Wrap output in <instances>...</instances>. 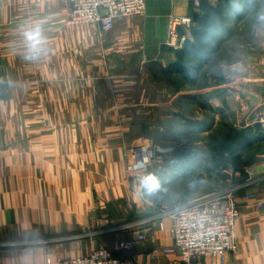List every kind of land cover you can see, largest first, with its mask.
<instances>
[{"label": "rangeland", "instance_id": "1", "mask_svg": "<svg viewBox=\"0 0 264 264\" xmlns=\"http://www.w3.org/2000/svg\"><path fill=\"white\" fill-rule=\"evenodd\" d=\"M252 2L258 0L214 6L221 43L193 84L165 72L184 45L171 31L194 40V21L178 27L171 25L178 16H171L158 53L140 23L146 12L103 31L74 23L70 0H0V264H58L100 247L115 252L151 225L153 215L175 210L178 200L187 205L228 193L243 210L254 205L249 192L263 198L250 189L264 188L256 173L264 165V156L258 158L264 155V39L249 32ZM208 9L190 0L180 17ZM124 21L141 33L128 40L119 33ZM34 24L41 25L48 50L30 61L23 33ZM147 50L152 57L145 58ZM258 126L255 141L234 139L235 132ZM141 143L176 150L153 165L150 175L163 191L152 196L127 172L130 150ZM215 153L223 155L220 167ZM234 153L245 167L232 163ZM192 181L200 182L195 189L188 187ZM234 235L232 254L239 252ZM25 239L33 242L27 259ZM256 263L264 258L249 264Z\"/></svg>", "mask_w": 264, "mask_h": 264}, {"label": "built area", "instance_id": "2", "mask_svg": "<svg viewBox=\"0 0 264 264\" xmlns=\"http://www.w3.org/2000/svg\"><path fill=\"white\" fill-rule=\"evenodd\" d=\"M194 7L202 2L216 6L219 0H191ZM71 19L74 23L95 24L103 31L115 28L118 19L146 12V0H70ZM190 27L191 17H172L171 25ZM174 41L180 46L187 37L180 36L176 30L171 31ZM177 47V45H174ZM176 150L172 146H150L148 144L135 145L130 150L127 172L130 178L143 182L150 175L152 167L164 159L171 158ZM249 201L264 209V197L256 194L248 196ZM188 212L199 214V223L181 215L177 208L170 212L172 219V235L174 243L171 247L160 250L163 256H179L185 264H199L207 257L218 258L225 262L226 258L238 250L233 240L234 227L241 216V208L237 201L228 193H213L202 196L187 204ZM148 224V223H147ZM195 225V226H193ZM147 225H145L146 227ZM160 229L164 226L159 224ZM149 228V226H147ZM145 236L138 234L132 240H123L114 252L108 248L93 250L90 254L74 259H59L58 264H138L128 256L138 243L144 242Z\"/></svg>", "mask_w": 264, "mask_h": 264}, {"label": "crops", "instance_id": "3", "mask_svg": "<svg viewBox=\"0 0 264 264\" xmlns=\"http://www.w3.org/2000/svg\"><path fill=\"white\" fill-rule=\"evenodd\" d=\"M189 1L190 0H146V15L143 20L140 21V23L143 30H146V32L144 33L146 36V43H148L147 41L150 40L152 44L157 46L156 52H158L160 46L165 42L167 38L166 27L169 18L171 16L180 17L187 15L189 11ZM119 23L123 22H117L116 26H118ZM124 23L126 24L127 22L124 21ZM128 24L129 22L127 23V27H120L119 33L127 36V39L129 40L131 39V36H135L141 33V30L135 27H129ZM155 28L156 33H153V30ZM150 57H152V55H150L147 50L145 58ZM250 103L252 105H255L251 101ZM174 109L176 108H173V110ZM263 156L264 155L260 154L258 158L260 159ZM262 162L263 161H259L260 164ZM256 173L259 176L258 179L261 180V177H264V165H259V167L256 168ZM250 189L252 190L251 192L257 191L260 193L261 197H264V188L261 189L259 185H253ZM246 192H248V190L245 191L244 194ZM249 194L256 193L249 192ZM244 201V198L240 199L241 203ZM249 203L254 204V202L250 201ZM254 205H242L243 210H241V216L237 220L234 227V236L239 245V252L236 254H230L226 258L225 264H249L250 260L253 258H257V260L260 257L264 258V211H261L256 215V212L252 209L254 208ZM169 214L153 215L154 219L151 225H149V228H147L146 226L144 231L140 233L145 236V241L137 244L135 250L129 252L128 254H126V256L133 257L138 262V264H185L184 262H182L179 256H163L160 254V250L171 247L174 243L171 231L173 222ZM160 223L163 224V229H160ZM115 248L116 249L114 250L116 251L118 248ZM83 252L84 251H82L81 253L79 252L78 254H76L79 256L74 258L85 256L86 254H83ZM199 264L222 263L218 258L207 257L201 259Z\"/></svg>", "mask_w": 264, "mask_h": 264}, {"label": "trees", "instance_id": "4", "mask_svg": "<svg viewBox=\"0 0 264 264\" xmlns=\"http://www.w3.org/2000/svg\"><path fill=\"white\" fill-rule=\"evenodd\" d=\"M207 7L209 8L207 14L194 16L193 21L199 27L194 33V40L186 39L183 47L176 50L177 61L171 63L166 69L165 75L167 77L179 75L188 83H196L203 68L215 53L216 47L220 45L221 31L218 24L220 16L216 13L214 6L207 4ZM261 132L260 126H258V129L248 128L244 132H235L234 139L240 141V145L248 144L255 141L254 136L256 133ZM214 156V162L217 163V167H220L223 164V155L215 153ZM232 161L233 164L239 167L246 166L242 162V156H235V153L232 155Z\"/></svg>", "mask_w": 264, "mask_h": 264}, {"label": "clouds", "instance_id": "5", "mask_svg": "<svg viewBox=\"0 0 264 264\" xmlns=\"http://www.w3.org/2000/svg\"><path fill=\"white\" fill-rule=\"evenodd\" d=\"M235 11H239V8H236ZM248 28L254 39H264V0H258V3L252 2ZM23 38L24 59L35 61L46 54L48 50L47 40L40 24L30 26L24 31ZM175 163L176 162L174 161L173 164L175 165ZM198 183L200 182L192 181L189 183L188 187L190 189H195ZM143 187L145 189V194L149 196L156 195L163 191L161 180L155 175L146 176L143 180ZM177 210L182 216L187 214L190 219L199 223V214L192 215L189 213L187 206L183 201H177ZM32 243L31 239H25L24 241V248L26 249L25 259H27V256L30 254V251L28 250L31 249Z\"/></svg>", "mask_w": 264, "mask_h": 264}, {"label": "water", "instance_id": "6", "mask_svg": "<svg viewBox=\"0 0 264 264\" xmlns=\"http://www.w3.org/2000/svg\"><path fill=\"white\" fill-rule=\"evenodd\" d=\"M244 95L253 103V104H257L258 101H259V98L252 94V93H249V92H244Z\"/></svg>", "mask_w": 264, "mask_h": 264}]
</instances>
